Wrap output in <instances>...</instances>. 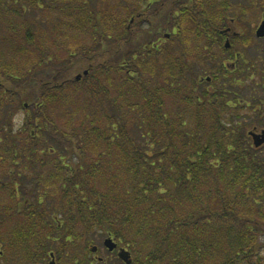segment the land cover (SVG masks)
Listing matches in <instances>:
<instances>
[{
    "label": "trees",
    "instance_id": "16d2710c",
    "mask_svg": "<svg viewBox=\"0 0 264 264\" xmlns=\"http://www.w3.org/2000/svg\"><path fill=\"white\" fill-rule=\"evenodd\" d=\"M11 2L53 7L47 0H0V170L8 179L0 182V224H15L11 233L21 245L42 242L49 231L63 253L78 235L82 264L95 262L85 252L109 236L131 252L132 264H264V156L224 115L252 104L251 124L264 128V94L249 91L234 104L229 97V87L252 69L224 82L218 69L216 88L200 89L195 73L187 79V54L173 56L170 46L158 52L148 37L128 53L130 67L95 62L81 81H72L68 62L47 68L51 54L30 33L19 38L13 29L19 20L6 16L21 15ZM181 3L189 12L176 39L191 46L194 37L203 39L207 23L214 25L202 5ZM217 6L225 12L215 24L219 31L240 22L227 17L228 3ZM171 10L160 16L161 27L170 25ZM129 26L96 25L98 49L85 58L95 61L111 34L118 49ZM223 43L219 52L226 54ZM33 49L39 54L32 64L16 67V56ZM20 109L24 119L14 133L8 118ZM66 114L62 128L55 117ZM19 167L28 173L17 176Z\"/></svg>",
    "mask_w": 264,
    "mask_h": 264
},
{
    "label": "rangeland",
    "instance_id": "374dc122",
    "mask_svg": "<svg viewBox=\"0 0 264 264\" xmlns=\"http://www.w3.org/2000/svg\"><path fill=\"white\" fill-rule=\"evenodd\" d=\"M192 1L194 2L192 3ZM199 1L200 0H186L185 2L186 5L192 6ZM155 2L156 0H62L61 2L58 0H47V3L53 6L52 8H47V6L42 3L40 7L33 5L32 7L28 3H26L28 6L21 4L14 6L13 2H11L10 6H12V9L16 8L17 13L21 15L20 17H15L13 15L15 12H13L11 14H6V16L19 20L15 23V27L13 28L19 38L25 37L28 32L33 42L36 44L37 41V45L42 51L44 50L47 51L49 55L51 54L50 57L47 56L46 58L47 68H60L68 62L71 68L69 71L70 78L73 79L72 81L79 82L76 80L77 76L83 74L89 64L95 65L96 63H103L104 61H115L116 65L121 66L124 62L123 65L130 67L133 54L130 55L128 53L136 50L147 41L148 37L155 42L162 37L164 33L161 31L159 34V31L164 28V26H160L162 17H160V15H155V9H159L160 2H158V4ZM213 2L214 4L210 5L216 6L218 4L225 5L228 3L230 5L228 10L230 11L227 13V17L229 19H240L235 31L239 34H243V36L240 37V41H242L245 46L240 47V52L243 53L244 59L246 60V63L243 62L242 59L240 60V68L245 69L247 72L248 68H250L253 72V74H244V76L239 77L240 81H238V86L229 87V92H231L229 97L234 104V98L241 100L243 96L249 95V91H251L253 96H257L256 93L258 94V92L264 94L262 93L264 92V56H262V52H264V39H258L255 35L257 27L264 18V0H214ZM148 4H152L151 7L145 10L146 14L144 16L135 19V24H133L130 30H126L124 34L127 36L124 40L119 41L118 49H116L117 39L114 38V34H111L110 40H107L109 37L108 34L106 39H103V37L101 38L103 41L107 40L102 46V50L105 49L102 51V54L98 56L95 61L85 58L86 56L94 55V51L98 49L97 38H95L96 25L100 24L104 28L110 27L111 29L115 28L116 31H120V29L123 31L125 28H128L126 27L128 22L130 25L131 18L136 16L139 12H144L143 8ZM83 5H85V8L82 10L80 8ZM223 7L225 8V6ZM170 8V5L164 7L165 10H162V14L165 15V11ZM134 11L136 12L132 15ZM22 20H24V22ZM118 22L121 24L118 25ZM218 22L219 20L211 19L213 25ZM26 27L28 29H26ZM203 30L204 25L197 30L196 34H200ZM63 32L66 34H62ZM180 38L182 39V35ZM26 39H28V35ZM196 40H199L197 41L198 45H193ZM202 43L203 40H200L197 36L193 38V44L191 46H180L178 40H176L173 45L167 40L165 47L171 46L173 49L170 48L174 51L173 56L175 55L178 58H182L183 53L187 54V63H184V66H187V79L192 81L191 73L193 72L195 73V79L200 83V89L213 91V89L216 88V79L212 77L218 75L216 74L218 71L216 65H220L221 61L211 62L203 52L199 53L197 50L198 47L201 51L204 50L202 48L203 45H201ZM193 47L196 48V50L193 49ZM27 49L28 47L25 48V51H27ZM76 53L77 55L75 56L74 54ZM38 54L39 50L36 51L33 49L32 54L29 56H27L26 53L16 56L15 66L19 68L25 66L29 67L37 58ZM70 55H72V57H70ZM225 57L227 59L228 54H226ZM7 59L12 64L14 63V58L12 56H8ZM64 60H66L65 63H63ZM220 75H218L219 82H224L228 79L232 80L233 77V75H231L229 78H221ZM234 75L238 76L239 73L237 72ZM0 81H5V79L0 78ZM21 99L23 102L27 101V99ZM252 107V104L241 103V107L239 105L224 113L225 120L231 122L234 127L244 128L245 133L248 135V132L253 129V124H251L254 119ZM24 114L25 112L20 109L14 115H11V119L8 118V121L12 123L11 129L14 133L18 132L19 128L22 126ZM55 119H58L57 121L61 122V127L65 128L69 115L66 114V117L57 116ZM45 141L47 144L46 146H50V142H48V140ZM61 146L65 147L64 140H62ZM259 153L264 156V147L259 150ZM18 172L23 176L28 173L23 167H19L15 170L17 176H19ZM6 180L8 179L4 177L2 170H0V182ZM1 199L2 198H0V200ZM11 223L12 222L5 224L6 226L2 233L5 238L7 234L9 236L11 235V237L16 234V232L11 233V231L16 228V225ZM105 239L106 238L97 240L94 243V245L99 246V250L96 253H92L90 250L85 252V256L92 261L95 260L92 264H99L96 260L97 257L103 258L106 264H118L117 260L120 259L117 253H109L104 248L103 242ZM77 247L80 249L79 253L82 261L84 252L81 247V242L77 244ZM90 253H92V255H90ZM262 254L264 255V251ZM71 255V260H73L74 254L72 253ZM67 257H69V253Z\"/></svg>",
    "mask_w": 264,
    "mask_h": 264
},
{
    "label": "flooded vegetation",
    "instance_id": "af4514ba",
    "mask_svg": "<svg viewBox=\"0 0 264 264\" xmlns=\"http://www.w3.org/2000/svg\"><path fill=\"white\" fill-rule=\"evenodd\" d=\"M181 1L185 2L186 0H170L169 2L168 0H156L155 2L156 4L160 2L159 9H155V15H163L162 10H165L164 7L166 6L170 5V9H172L170 11V14H172L170 25L168 27H164L159 31V34L161 31L164 33L162 37L156 42L151 39V41L153 42L152 47L158 52H161L163 50L167 40L174 45L177 40L176 38L180 36V23L183 22L184 15L187 11L180 10V7H178L182 4ZM197 4L202 5V14L208 18L207 21L211 20L210 18L214 16H216L214 20L221 21L222 19H224V10L219 8V6L217 5H210V0H200ZM151 5L152 4H148L143 8L144 12H139L136 16H133L130 20V23L133 25L137 16H144L146 14L145 10H148ZM199 11L200 10H196V13ZM135 12L136 11L132 12V14H134ZM232 24V26H229L226 29L220 28L219 31V24L211 26L207 23V26L205 25L203 34V43L201 44L203 45L202 48L204 50L201 51L199 47L197 48L198 52H203V54H205L211 62H218L219 60L221 61V64L218 65V69L222 70V75H220L221 78H229L231 77V75H233V77L236 76L234 74L241 70L240 60L242 59L243 62L246 63L243 53L240 52V47H244L245 44L242 43V45H239L236 41L240 40V37L243 36V34H239L235 31V29L238 27L235 21H233ZM128 28H130V26ZM223 40V44L225 46L224 49L225 51H227L226 54H228L227 59L225 57L226 54L219 52L221 50L220 43ZM193 49L196 50V48L194 47ZM213 53H217L218 55L214 56L212 55ZM263 55L264 53L262 54V56ZM248 70H250V68H248ZM254 129L259 133L264 128L255 126L253 130ZM3 229L4 227L0 224V264H82L81 255L79 253L80 249L77 247V244H80V236L78 235L74 240L71 237L69 238L68 249L65 251V253H63L61 248H58L54 243L57 242V239H50L49 231L43 233L44 237L42 242H30L28 245H21L17 240V234L13 238L11 237V235L9 236L7 234L5 238L2 234ZM49 239L53 242L50 243ZM68 253L69 257H67ZM72 253L74 254L73 260H71Z\"/></svg>",
    "mask_w": 264,
    "mask_h": 264
},
{
    "label": "water",
    "instance_id": "95a60500",
    "mask_svg": "<svg viewBox=\"0 0 264 264\" xmlns=\"http://www.w3.org/2000/svg\"><path fill=\"white\" fill-rule=\"evenodd\" d=\"M256 36L258 38H264V20L260 24L259 28L256 31ZM88 71L84 72V75H87ZM82 75H78L76 80H81ZM249 135L253 139V144L256 148L262 147L264 145V130H261V132L257 133V131L254 129L249 132ZM104 246L110 251L113 252L115 249H117V243L112 238H107L104 242ZM98 247L94 246L92 248V252H97ZM119 258L125 262L126 264H132V256L129 251L126 249H121L119 252Z\"/></svg>",
    "mask_w": 264,
    "mask_h": 264
}]
</instances>
